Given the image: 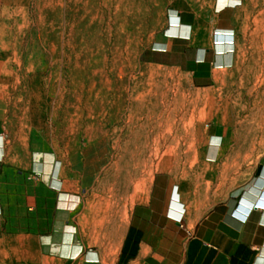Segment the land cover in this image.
Segmentation results:
<instances>
[{"label": "rangeland", "instance_id": "374dc122", "mask_svg": "<svg viewBox=\"0 0 264 264\" xmlns=\"http://www.w3.org/2000/svg\"><path fill=\"white\" fill-rule=\"evenodd\" d=\"M215 2L0 0V105L8 126L25 129L30 143L66 165L75 161L80 180L89 173L113 211L128 189L160 171L207 176L202 187L212 205L264 160V71L242 64L224 84L199 89L189 74L157 63L151 49L169 33L171 11L204 10L213 35L231 26V14L216 22ZM240 4V35L263 34L264 0ZM99 129L109 136H95ZM136 130L141 146L120 149L115 142Z\"/></svg>", "mask_w": 264, "mask_h": 264}, {"label": "crops", "instance_id": "0c3cea01", "mask_svg": "<svg viewBox=\"0 0 264 264\" xmlns=\"http://www.w3.org/2000/svg\"><path fill=\"white\" fill-rule=\"evenodd\" d=\"M240 1L216 0V22L232 18L214 35L204 10L171 11L169 33L151 49L157 63L199 89L224 84L242 64L264 71V33L241 36L234 22ZM26 132L8 126L0 105V264H264V160L210 206L207 176L160 171L113 211L89 173L80 180L75 161L45 154Z\"/></svg>", "mask_w": 264, "mask_h": 264}, {"label": "bare ground", "instance_id": "6f19581e", "mask_svg": "<svg viewBox=\"0 0 264 264\" xmlns=\"http://www.w3.org/2000/svg\"><path fill=\"white\" fill-rule=\"evenodd\" d=\"M227 1H229L230 2V0H227ZM224 2H223V0H222V2H221V4H223ZM173 25V24H172ZM222 39H224L222 36H220L219 37V40H222ZM223 43V42H222ZM222 58V57H221ZM222 61V60H221ZM224 61V60H223ZM226 63V62H225ZM231 63V62H230ZM217 65V64H216ZM222 65V64H221ZM109 120V122H114V118L113 117H110V119H108ZM101 129V128H100ZM99 129V130H100ZM105 132H103L102 130H100L99 132H97V133H94V135L95 136H98V135H101V134H104ZM116 133H113V135H115ZM105 135L108 137L109 135H108V133H105ZM111 135V134H110ZM128 136V135H127ZM124 137V136H123ZM122 137V138H123ZM121 138V139H122ZM129 139L127 140V138L125 139V138H123L122 140L121 139H119L118 141H116L115 143L116 144H118L119 145V147H120V149H131V148H137L139 145L141 146V144H140V137H139V134H138V132H137V130L135 131V132H133V135H130L129 137H128ZM219 144V141L217 140V138L216 139H214L213 141H212V143H211V149L213 148V147H216L217 145ZM217 148V147H216ZM213 152H211L210 154H212Z\"/></svg>", "mask_w": 264, "mask_h": 264}]
</instances>
